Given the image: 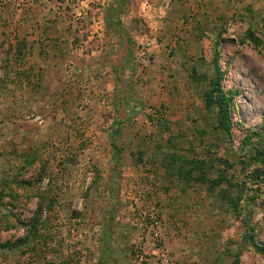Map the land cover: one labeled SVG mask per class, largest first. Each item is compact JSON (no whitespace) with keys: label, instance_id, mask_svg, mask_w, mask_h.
Segmentation results:
<instances>
[{"label":"rangeland","instance_id":"rangeland-1","mask_svg":"<svg viewBox=\"0 0 264 264\" xmlns=\"http://www.w3.org/2000/svg\"><path fill=\"white\" fill-rule=\"evenodd\" d=\"M15 50L48 82L0 114V264H264V0H0L4 66ZM160 158L176 182L190 161L226 180H188L200 227L136 204Z\"/></svg>","mask_w":264,"mask_h":264},{"label":"crops","instance_id":"crops-1","mask_svg":"<svg viewBox=\"0 0 264 264\" xmlns=\"http://www.w3.org/2000/svg\"><path fill=\"white\" fill-rule=\"evenodd\" d=\"M21 52L23 53V55L15 50V60L11 58L9 61H7L5 66L3 65V62L0 58V114L19 115L22 112V114L26 115L27 112H30L34 108L33 106L35 105V101L37 100L35 92L38 89L37 84H44V81L48 82L46 79L44 80V78H42V76L40 75V70L41 68H43L42 63L38 59H29V51V53H27V50ZM35 52L36 50L33 49L34 57ZM1 54L2 56L4 55V53ZM26 54L27 56L25 58L27 59L23 58ZM1 119L3 118L0 117V120ZM3 125L4 124L1 123L0 127H4ZM14 128L16 129L14 131L19 132V128ZM10 129L12 130V128ZM0 146L4 147V151L1 152L10 151L9 148H7L9 147L8 144H2ZM167 150L168 149H165L163 151L167 152ZM170 152H172V155L176 153L174 149H171ZM167 155L170 154H168L167 152ZM162 160L163 158H160V161L154 160V162H151V169L149 167L151 174L147 175L142 173L141 175H139L140 177L138 179H135L139 181L135 182V184H133L131 188H133L135 192L138 191L139 194H142V196H139V199L136 200V204H149L155 199V197H153L152 195L157 194L158 200L162 205L161 212L166 222L170 223L168 224V228H170L171 231L174 229V225L181 221H183L185 225L193 226L197 224L198 227H200V224H198L200 223V220L197 217L199 213L195 208L192 207L193 202H190L192 201L193 196L194 198L196 197V194L191 193L192 187L187 184V180L178 178L180 181L176 182L173 178H171V175L170 173L168 174L166 168L164 167L166 165L162 162ZM123 161L128 163L129 165L130 161L128 157L122 159L121 169V171L125 173L126 176L130 177L134 174V168L132 169L130 167H123ZM190 162L188 164L189 166L191 164ZM193 177L194 174L192 175V178ZM198 177H194L195 182H197L196 179H198ZM146 179L148 180L147 183L150 182L148 186H142L139 184H144L146 182ZM197 183L198 187L196 189H198V191L201 190V187L204 189L205 185H207L200 182ZM159 190H161L162 192H159ZM156 191H158L159 193H155ZM185 206L186 209H188L187 207H189L188 212H184ZM171 234H173V232H171Z\"/></svg>","mask_w":264,"mask_h":264},{"label":"trees","instance_id":"trees-1","mask_svg":"<svg viewBox=\"0 0 264 264\" xmlns=\"http://www.w3.org/2000/svg\"><path fill=\"white\" fill-rule=\"evenodd\" d=\"M114 8L117 9L116 6H114ZM248 36V39L250 40L251 43L253 44H256V46L258 45L257 43V38H255V36L249 32V34L247 35ZM216 72H217V75H218V78L215 82V94L217 95V107H218V110H219V113H218V116H219V124L221 126L225 125L228 121H229V102L231 101V96L227 93H225V91L223 90L222 86H221V71H219V68L216 67ZM226 129L228 130V127H226ZM204 163H191L190 164V168H189V171L186 172V174H182L179 173V177H181L182 179L184 180H192V175L195 174V170H199V173H201L200 177H198L197 182H200V183H203V184H210L211 187L213 189L217 188V187H220L222 186V184L225 183V179L224 177H219L218 179H216L215 181H209L207 179V175L204 171ZM229 186L230 187H233L234 186L232 185V183H229ZM232 200H229V202H231ZM234 201V200H233ZM231 202V206L234 208V209H238V205H239V199L235 202Z\"/></svg>","mask_w":264,"mask_h":264},{"label":"built area","instance_id":"built-area-1","mask_svg":"<svg viewBox=\"0 0 264 264\" xmlns=\"http://www.w3.org/2000/svg\"><path fill=\"white\" fill-rule=\"evenodd\" d=\"M148 224L147 229L153 241L155 242V246L161 244L164 238L165 225L161 218L157 216L156 213L152 212L148 215ZM169 261L167 259L162 260L161 264H167Z\"/></svg>","mask_w":264,"mask_h":264}]
</instances>
